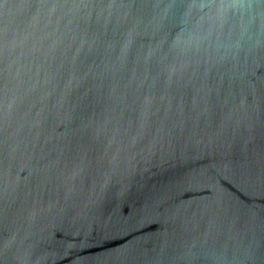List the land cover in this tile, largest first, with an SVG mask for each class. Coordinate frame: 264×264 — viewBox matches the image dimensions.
<instances>
[{
  "label": "water",
  "instance_id": "obj_1",
  "mask_svg": "<svg viewBox=\"0 0 264 264\" xmlns=\"http://www.w3.org/2000/svg\"><path fill=\"white\" fill-rule=\"evenodd\" d=\"M0 264H264V0H0Z\"/></svg>",
  "mask_w": 264,
  "mask_h": 264
}]
</instances>
